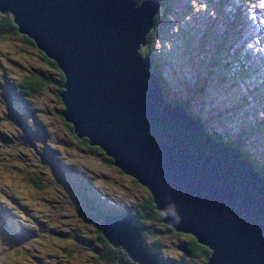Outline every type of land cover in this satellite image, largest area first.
I'll return each instance as SVG.
<instances>
[{
    "label": "water",
    "instance_id": "water-1",
    "mask_svg": "<svg viewBox=\"0 0 264 264\" xmlns=\"http://www.w3.org/2000/svg\"><path fill=\"white\" fill-rule=\"evenodd\" d=\"M158 0H0L18 31L53 58L65 77L62 116L114 164L146 186L162 210L174 203L179 222L211 249L205 264H264L263 177L253 163L213 141L184 107L161 94L151 59L140 54ZM104 235L139 264H159L141 249L126 216H104Z\"/></svg>",
    "mask_w": 264,
    "mask_h": 264
},
{
    "label": "rangeland",
    "instance_id": "rangeland-1",
    "mask_svg": "<svg viewBox=\"0 0 264 264\" xmlns=\"http://www.w3.org/2000/svg\"><path fill=\"white\" fill-rule=\"evenodd\" d=\"M176 2L177 6L173 7L174 13L172 12L173 14L169 18L170 22H168V24L164 26L162 30L158 31L157 38L154 43V45L156 44L154 47L156 52L154 53L151 51V55L157 54L159 61L164 60V58L170 61L169 73L166 71L167 68L164 67V65L160 64L159 66V72L165 77L166 80L165 93L168 94L171 92L176 98L187 97V99H184L182 102V105L185 109L188 111H194L196 113L204 112L209 118L217 107L222 108L225 97L224 90L220 91V94L217 95L215 90L212 89V85L208 84L207 81H204L209 78L211 73L215 72L214 67L211 66L214 62V58L209 47L205 46L206 48L199 49L196 45V38L199 36V34L196 35L197 29L195 22L197 23V20L199 19L197 17L200 15L201 9H203V11L209 10L210 0H178ZM3 15L7 16L4 13ZM194 17L195 21L191 22V19H194ZM210 23L211 22L204 16L203 13V17L200 22L203 34ZM198 32H200V30ZM215 32L218 33L219 30H216ZM16 44L22 45L23 48L20 49ZM25 44L23 39L16 38L10 33L7 34L6 37L2 38L0 41V75H6L7 77L10 76V78H18L21 71H13L11 73V69H9V65H11L12 68L16 67L17 70L20 68V66L27 67L26 74L30 73V75L27 77H35V74L31 72L32 69L28 70V67L33 64L38 48L36 46L34 47V45L29 46ZM5 57H8V59ZM2 64H6L8 68L5 66H3L5 69H3V67L1 68ZM56 64L60 69L57 62ZM37 72L40 71L37 70ZM26 79L22 78V80ZM212 79H214V75L212 76ZM186 84H189V86L186 87ZM206 84L207 87L202 89V92L205 93V98H199L198 100V96L195 94L194 90L196 88L203 87ZM51 90L52 89L50 88V85H48L45 91L39 93L38 96L32 97L35 99V102L33 101L35 107L32 112L35 114L34 117L38 116L40 121L38 126L40 130L46 135V139L49 140L51 144L52 141L50 139H54V141L58 144L59 154H62L63 152L69 153L65 151V149H68L63 145L64 139H67V137L63 132L62 120H59V118H57V114L52 110L54 108V104L52 102ZM0 98L1 103L3 102V98ZM254 104V101L250 99V105ZM204 113H202V118L206 119ZM5 115H10L7 109H5L3 116ZM226 115L230 118L234 117V114L229 111L226 112ZM19 123H24L23 116L20 117ZM32 124L35 125L33 122ZM212 126L218 129H223L220 122H216V124H212ZM25 132L27 134L29 133L27 129H25ZM36 132H39V130H36ZM249 140L250 137L248 130L243 129L241 136L238 139V144L241 145L242 143L248 142ZM225 145L233 148L231 146V142L225 143ZM11 146L15 147L14 141L10 138L7 143H1V151L3 153L5 152V162L11 158H17L19 161V168L14 166V170L11 167V171H9V169L6 171L8 174L12 173L14 175L8 180L14 184H8L6 180H4L5 176L9 177L5 175V173L0 175L2 181L6 182L0 186V195L4 197L5 201H7L6 203H14L13 201L25 200L26 198L24 197L30 196L27 200L32 202L31 206L35 208L32 210L34 221L33 223L29 224H21L25 231L33 235L36 231L47 229L45 224L41 223V221L46 217H49L51 212L53 213L55 219L63 221L61 225L57 227L56 230H54L61 231L63 233V237L60 240L55 237H49L45 234V239L43 242L40 240L35 241V239H30L27 242H21L16 237H8L7 241H12L13 243L15 242L19 250L22 247L24 250L19 253L14 251L13 248L6 249L0 254V264H93L89 258L86 257V252L80 253V255L77 257V253H74L72 257H66L63 252L65 247H80L79 245L75 244L76 242L82 244L80 240H86L89 242L91 247H96V241L92 239L94 236L93 232L89 227H86L84 232L85 235L83 234L79 236V233L83 232V227L78 220L79 217L77 216H75V221L73 223L78 226V231H69V227H72L73 225L70 221H73L74 217H63L61 213H59L60 210L55 209V207H57L55 202H57V199H59L57 185L51 187L50 191L43 192L42 194L35 193L22 186V181L21 178H19L17 170L23 169V166H25L26 169H29L30 166L35 165V163L31 162L29 164L30 159H27V156L21 153L22 150L19 148H13ZM7 152H12L15 154V156H11ZM1 156L2 153H0V158ZM73 159L75 160L71 161L72 164L77 166L84 165L92 170H96L97 178L95 181L98 183L97 185L103 191V194L114 198L116 202L122 201L125 203H130L131 199L139 198L144 193L143 188L139 187L138 184H134L132 182L133 179L130 178L129 175L121 172L111 162L107 163L105 161L98 160V158L93 155H86L84 153L78 154V151L75 152ZM61 163L64 167H67L70 164V161L67 158H61ZM91 172L92 171H90V173ZM6 186L9 188L16 186L15 189L18 191L20 196L18 198H14L10 193H5L4 190L6 189ZM71 188L81 193V187L77 181L75 184H71ZM66 194L70 196L68 192H66ZM51 197L53 199H46ZM97 203L105 205V203H102L101 201H98ZM53 204H55V206H53ZM112 205L119 208L116 203H112ZM44 206L46 208H43ZM36 221L39 222V224L36 223ZM74 233H76V235L74 236V240L71 241ZM5 234L7 233L4 232L0 234V243L4 246L7 245L4 237ZM168 239L174 245H176L179 242L184 241L185 238L169 236ZM120 248L122 249V246H119V248L117 247V249Z\"/></svg>",
    "mask_w": 264,
    "mask_h": 264
},
{
    "label": "trees",
    "instance_id": "trees-1",
    "mask_svg": "<svg viewBox=\"0 0 264 264\" xmlns=\"http://www.w3.org/2000/svg\"><path fill=\"white\" fill-rule=\"evenodd\" d=\"M135 4H141L143 0H133ZM161 2V5L158 9V14L155 17V23L156 26L158 24L159 30L162 26H165L166 22L169 21V16L173 14V7L177 6L178 0H159ZM173 5V7H172ZM173 12V13H172ZM11 34L12 36L16 38L23 39V42L25 45L33 46L35 45L34 42L31 40L30 37L25 35L24 33H19L18 28L16 24H14L11 20V17L9 15L5 16L0 13V41L2 38L6 37L7 34ZM155 37V30L153 29L149 35L148 40L151 41L152 38ZM20 49H22V45L16 44ZM1 49V48H0ZM1 51V50H0ZM36 51V50H35ZM147 50H143L142 52H146ZM8 59V57H5ZM1 59V57H0ZM5 66L8 68L6 64H2L1 68ZM3 67V69H5ZM155 68L158 69V67L155 66ZM9 69L11 71H22L25 70L22 66L17 70V68H12L11 65H9ZM31 70L32 73L35 74L34 78H28L27 76L30 75L24 73L26 80H21V86L22 90L21 93L24 95L32 98L33 96H38L39 93L42 91H45L47 86L50 85V88L52 89V102L54 104V108L52 109L54 113L57 114V118L59 120H63L61 113L63 112V105L62 101L59 97L60 92L63 90L62 84L64 83V76L61 70L57 67L56 61L51 59L45 52H41L39 50L36 51L34 62L31 66L28 67V70ZM39 70L40 72H37ZM152 71H155L154 69V63ZM162 74H160L161 79V86L163 85V78ZM53 79V80H52ZM217 84H222L220 81L216 82ZM203 87H200L197 92L202 91ZM162 92L164 98L168 100H172V98L168 97L165 93V89L162 86ZM38 98V97H37ZM174 104L179 105L181 101H172ZM4 111L0 113V121L3 123L5 127L8 128V136L9 138H6V141H9L11 138L14 141V146L16 148L21 149V153L26 155L27 159L29 160V164L31 162H34L35 165L30 166L29 169H26L25 166L21 170H17V173H21L23 175V179L21 180L22 183L25 185V188L27 189H36L37 191H41L43 193L44 191H49L51 187L57 185L58 190L61 194H59V199L57 200L61 205L59 207L61 208V211H66L69 215L68 218H73V221H70L73 223L75 221V216L79 217L80 223L84 227L90 226L91 231L93 232L94 236L92 239L96 241V247H91L89 245V242L86 240H80L82 244L75 243L76 245H79L80 247L75 248H64L63 252L66 255V257H72L74 253H77L76 257L80 255L82 252H86V257L89 258V260L93 264H117V260L119 258V253L122 252L121 249H117V247L112 246V244L107 240L104 239L105 237L100 231V217L105 214V211H103V207L99 208L92 205L91 200L87 198V196L84 193H79L78 191H74V193H69L70 196L66 194L67 192V184L64 182L63 179H60V182L57 181V177L59 175H67L68 172L61 166V158H67L69 161H73V156L75 155V152L78 151V154L84 153L86 155H94L98 158V160L105 161L107 163L111 162V159L106 157L104 153L96 146L90 145L86 138H78L73 131V127L66 122H63V132L66 135L67 139H64V147L66 152H63L62 154H59L58 150V144L54 141V139H50L52 141L51 145H48L46 149L44 150L43 145L40 143V141H36V143H28L25 140V137L18 132V127L20 128V131L22 130V124L18 121L16 122V125L14 121L11 119L6 118L3 116ZM49 114V113H48ZM196 118V117H195ZM215 140L221 139V134L219 132H214L213 135H211ZM234 144L233 142H231ZM80 151V152H79ZM11 156H15L12 152H7ZM61 155V156H60ZM9 171H11V167H17L19 168V161L17 158H11L7 162L3 163ZM34 169V170H33ZM90 169L85 166L83 170ZM31 170V171H26ZM95 175L92 176L94 178H97L96 171ZM75 175L80 176L83 175L81 173V170L77 169L73 172ZM134 184H137L134 180L132 181ZM144 189V188H143ZM39 193V192H38ZM146 189H144L143 197L135 198L132 202L126 205V208L123 210H117V211H109L112 214H125L133 218L134 220L142 223L143 227L141 229V235L143 234V245L147 249H151L152 251L161 252L163 248H165V245L163 242L154 240L155 244H152L151 246H148V243L146 239L150 238L149 232L145 228L152 229V227H149L148 224H151L152 226H159L161 218L159 216L158 210H156L151 196ZM20 196V195H19ZM98 204V203H97ZM61 213V212H59ZM61 215L64 217V215L61 213ZM8 216L6 209H0V232H5V229L9 231L11 237H20L19 233L15 230L14 227H12L10 224L4 220L3 217ZM13 219L16 220V216L12 215ZM45 222V227L47 229L37 231V237H45V234L49 237H59L62 238L63 234L61 231H54L61 225L63 221L57 220L54 218V215L51 217H48ZM166 229H170L169 227H165ZM74 228H70L69 231L73 232ZM78 231V230H77ZM76 231V233H77ZM79 233V236L85 235V231ZM45 232V233H44ZM164 232H167L164 230ZM74 235L71 238V241L74 240ZM36 241V240H35ZM38 241V240H37ZM40 241H44L43 238H41ZM193 251L196 249L193 245H189ZM24 248L22 247L20 250L16 249L17 252L23 251ZM121 250V251H120ZM198 253V252H196ZM168 254V247L166 245V249L164 251V255ZM199 254V253H198ZM201 254V255H200ZM200 256L197 257L198 261L203 263L207 258V251L201 250ZM204 260H203V259ZM170 261L173 264H189V261L186 259L185 256H179L176 258L170 259ZM169 260H166L165 258L162 260L164 264H171Z\"/></svg>",
    "mask_w": 264,
    "mask_h": 264
},
{
    "label": "clouds",
    "instance_id": "clouds-1",
    "mask_svg": "<svg viewBox=\"0 0 264 264\" xmlns=\"http://www.w3.org/2000/svg\"><path fill=\"white\" fill-rule=\"evenodd\" d=\"M221 1L225 2L224 11H225V18H226L227 24L234 26L235 27L234 29H237V30L230 31L229 29L221 26L220 23H215V24L210 23V26L207 27L205 33L203 34V31H202L201 26H200V22H201V19L203 17V13L200 12V15L197 17V18H199L198 19L199 23H198V26H196V29H197L196 35L199 34V36H197V38H196V42H197L196 45L199 49L200 48H206V47H209V49H210V52L214 58V62L212 63L211 66L214 67L215 72L211 73L209 75V78L204 80V81H207L208 84L212 85V89L215 90L217 95L220 94V91H223V90L225 91L224 92V94H225L224 103H223L222 108L217 107L212 112V114L210 115L209 118L207 117V115L204 112L196 113L194 111H188L187 109H186V112H187V115L192 120H199L201 122V125L203 127L204 132L213 141L223 142L224 144L228 143V142H233L234 144L231 143V146L234 149L237 148L241 152L243 159H247L250 162H252L253 163V171L260 173L264 179V47H263L261 54H257L255 52L256 51L255 49H253V50L247 49L246 52L248 53L249 56H242V55H238V54L231 56V53L228 51H225L223 47H221V46L218 47L217 45L214 46L213 45L214 43L211 42L212 40L208 38L210 35H212V33L215 35L221 34L223 36V41H227V39L229 38L230 35H234L236 37V39L239 41V43L241 44L243 41L245 42L247 39H250V37L253 36V34L251 32L258 31L262 36L261 41L264 45V15L257 22L256 21H248L245 17V14L238 8L237 0H221ZM211 3H212V0H210V6H211ZM135 5H139V4H135ZM172 7H173V5H172ZM210 9L211 8L209 7L208 11H210ZM0 13L3 14L2 12H0ZM158 13L159 12L157 11V13L153 16L154 22H155V17ZM6 15H9L11 17L10 14H6ZM171 15L169 16V18L171 17ZM210 15L212 16V18L214 17V13H212V12L209 15L204 14V16L211 22L212 19H211ZM11 20L14 23L12 17H11ZM168 22H170V21H167L165 26L168 24ZM249 23H250L249 30L246 33L240 32V28L245 29V25L249 24ZM163 27L164 26H162L160 30H162ZM153 29L155 30V37L152 38L151 41L149 42L147 37ZM153 29L149 30V32L146 36L147 44L144 47L141 46L139 52H140V54H146L151 59V70L153 68V63H154L155 71H153V72L157 73L159 75L158 77L160 79V74H161L159 72L160 64L164 65V67L167 68L166 71L169 73L170 72V70H169L170 61L166 60L165 58H164V60L159 61L157 54L151 55V51L154 53L156 52L154 49L156 44L154 45V43H155L158 31H159L158 24L156 26V23H155V26ZM199 30H200V32H198ZM216 30H219V32L216 33L215 32ZM213 39L216 41V38L214 36H213ZM255 39H259V37L254 36L253 38H251L250 42L252 40H255ZM31 40L35 44L34 47L36 46L38 48L37 50L44 52L41 48H39L37 46V44L35 43V41L32 38H31ZM247 44H248V42H247ZM245 47L247 48V46H245ZM143 50H147V51L142 52ZM247 57H249L251 60L248 63V65H246L244 63V60ZM155 66L158 67V69L155 68ZM23 68H25V70L21 71V73L17 79H20L22 76H24V73H26L27 67H23ZM213 75H214V79H212ZM63 76H64V74H63ZM162 78L164 80L162 86L165 89L166 80H165V77H162ZM219 81L222 84L216 83ZM64 82H65V80H64ZM161 82L162 81L160 79V83ZM162 86H161V94L163 96L164 92H162ZM185 86L188 87L189 84H186ZM206 87H207V84L203 86V89H205ZM198 89L199 88H196L194 90L195 94L198 96V100H199V98L204 99L205 93H203L202 91L197 92ZM167 96L172 98L171 101L166 100L167 102H169L171 104L172 107H176V106L183 107L182 102L184 99H187V97L186 98H184V97L176 98V97H174V95L171 92H169L167 94ZM163 98H164V96H163ZM250 99H252L254 101V103H255L254 105H250ZM177 100L181 101V103H179V105H176L172 102V101H177ZM63 110H64V107H63ZM227 111L232 112L234 114V117L233 118L228 117L226 115ZM29 113H31V112H29ZM202 113H204V115L206 116V119L202 118ZM29 116L31 118V114ZM61 116H62V113H61ZM238 116H239V118H238ZM34 119H35L34 121L36 123V130H39V132H36V130H35V133L38 136L37 141H40L41 144L43 143V148L45 150L48 145H51V143L49 142V140L46 139V135L40 130V128L38 126V124L40 123L38 116H35ZM62 119H63L62 120L63 122L69 123V122L65 121L63 116H62ZM216 122H220L222 124L221 127L223 129H218L216 127H213L212 124H216ZM69 124L72 126L71 123H69ZM3 127L6 128L4 125H3ZM243 129L248 130L250 140L248 142H244L240 145V144H238V139L240 138L241 132ZM226 130H228V131H226ZM214 132H219L221 134L220 140H215L213 137H211V135H213ZM82 138H86L87 141L89 142L88 137H82ZM40 139H42V140H40ZM90 145H92V144H90ZM93 146L98 147L104 153V155L106 157L111 159V163L114 166H116L121 172L124 173V171L120 167H118L116 164H114L113 157L107 155L106 151L102 147H100L98 144L93 145ZM61 166L68 172V174L65 176L59 175L57 177V181L60 182V179L64 180V182L67 184V192L68 193H71V194L74 193L75 190L73 188H71V184H75L77 181V183L81 187V192L84 193L89 200H91L92 205L93 206L96 205L99 208L103 207L102 210L105 211V214H103L99 220L100 231L103 234V236L105 237L104 239L108 240V238L104 235L103 219L102 218H104V216H124L125 214H112L109 211L123 210L126 208V205L129 203H125L122 201L116 202L114 200V198L108 197L105 194H103V191L99 188V186L97 185L98 183L95 181L96 178H94L92 176L93 174L95 175V172L92 171L90 173L91 169L83 170L85 168L84 165L77 166L75 164H72V162H70V164L67 167H64L62 165V163H61ZM77 169L81 170V173H83V175H80V176L75 175L73 172ZM130 178H132L139 185V187L146 189V191L150 194L152 202L156 208V203L153 200V195L151 194L150 190L146 186H144L143 184L139 183L135 178L132 177V175L130 176ZM262 185L264 187V180L262 182ZM38 192L41 193V191H38ZM58 194H61L59 190H58ZM149 194H148V196H149ZM142 197L143 196H141V198ZM133 199H135V198H133ZM133 199H131V202L133 201ZM98 201H101L102 203L104 202L105 205L97 204ZM112 203H116L119 206V208L114 207L112 205ZM158 211H160L159 216L162 217L160 224L175 230L172 225L165 223L162 220L164 218H171V219H174L176 222H179L180 216L177 212L176 205L174 203H171V204H168L164 209L158 210ZM68 216L69 215L67 214L66 217H68ZM72 224H73L72 228L78 230V226L75 225L74 223H72ZM80 224L82 225V223H80ZM82 227H83L82 230H84V231L86 230V227H89L91 229L90 226L84 227L82 225ZM69 230H70V227H69ZM175 231H177V230H175ZM179 232H181V231H179ZM184 233H188V232H184ZM188 234H191V233H188ZM192 236L196 239V237L194 235H192ZM58 239L61 240L62 238L58 237ZM200 244H202V243H200ZM202 245H204V244H202ZM112 246H113V244H112ZM204 246H206V245H204ZM210 255H211V252H210ZM210 255L208 256V258L210 257Z\"/></svg>",
    "mask_w": 264,
    "mask_h": 264
},
{
    "label": "flooded vegetation",
    "instance_id": "flooded-vegetation-1",
    "mask_svg": "<svg viewBox=\"0 0 264 264\" xmlns=\"http://www.w3.org/2000/svg\"><path fill=\"white\" fill-rule=\"evenodd\" d=\"M124 216L128 217L130 219V222L132 224H134L135 226H137L138 234H139V237H140V244H141L142 251L145 254H147L148 256H152L153 254L156 253L157 256H158L159 264H164V262H162V260L164 258L166 260L170 261V259L179 257L181 255L186 257V259L189 261V264H205L206 263V261L208 259V256L210 255V252H211V250L207 246H204V245L200 244L191 234L175 231L172 228H170L168 230V229L165 228L167 226H164L162 224H160L157 227L152 226L151 224H148V226L152 227V229L145 228L150 234V238L146 239V241L148 243V246H151L152 244H155L154 240H158V241L163 242L168 247V254L164 255V251L166 249V245H165V248H163L162 253L161 252L159 253L157 251H152L151 252V249L149 250L143 245V240H142L143 234L141 235V229L143 227L142 223L134 220L133 218H131L128 215H124ZM164 230L167 231V232H164ZM169 236L183 237L185 239H184V241L179 242L178 244L174 245L168 239ZM189 245H193L196 250L193 251ZM201 250H206L207 251V258H206V260L203 263H201L197 259V257L201 255L200 254ZM196 252H198L200 255L198 253H196ZM121 254L127 255V252L122 250ZM119 257H120V255H119ZM125 263L139 264V262L134 261L130 256H126ZM170 263L173 264L171 261H170ZM117 264H119V262H117Z\"/></svg>",
    "mask_w": 264,
    "mask_h": 264
},
{
    "label": "bare ground",
    "instance_id": "bare-ground-1",
    "mask_svg": "<svg viewBox=\"0 0 264 264\" xmlns=\"http://www.w3.org/2000/svg\"><path fill=\"white\" fill-rule=\"evenodd\" d=\"M166 100V99H165ZM244 134V133H243ZM120 245V244H119Z\"/></svg>",
    "mask_w": 264,
    "mask_h": 264
}]
</instances>
